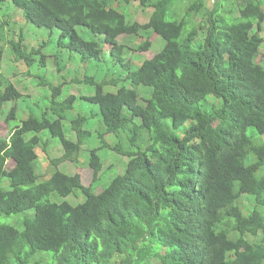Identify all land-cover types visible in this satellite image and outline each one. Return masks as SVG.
<instances>
[{"label": "trees", "instance_id": "1", "mask_svg": "<svg viewBox=\"0 0 264 264\" xmlns=\"http://www.w3.org/2000/svg\"><path fill=\"white\" fill-rule=\"evenodd\" d=\"M11 1L16 11L7 17L20 12L25 22L19 39L10 40L17 67L30 73L39 66V83L51 94L28 102L0 71V116L11 126L8 137L0 136V179L9 182L0 185V217L33 211L21 228L0 221V264H264V139L248 133L264 135V0H216L212 8L196 0L180 20L169 17L175 0ZM136 3L148 9L146 22L121 11ZM226 5L238 15L225 12ZM28 22L58 29L59 46L71 57L78 53L86 69L100 63L102 77L77 73L70 83L93 94L63 97L67 76L56 83L43 76L49 66L67 72L71 60L62 62L61 51L56 62L48 60L51 35L29 50ZM9 24L0 21V64ZM151 32L164 47L133 64L119 37L141 34L146 39L136 47L147 51ZM93 130L100 146L90 150V185L80 173L59 169L38 182L36 148L50 147L45 133L62 143L63 156L50 159L58 167L76 161ZM109 134L128 135V143L111 144ZM102 148L128 158L123 173L110 179L114 168L104 170ZM76 189L84 202L51 200ZM245 197L254 199L253 208Z\"/></svg>", "mask_w": 264, "mask_h": 264}, {"label": "rangeland", "instance_id": "2", "mask_svg": "<svg viewBox=\"0 0 264 264\" xmlns=\"http://www.w3.org/2000/svg\"><path fill=\"white\" fill-rule=\"evenodd\" d=\"M196 0H175L173 6L170 9V18L172 20L181 19L184 16L186 8L193 3ZM216 2V1H215ZM0 4L2 5L0 9V21L5 22L8 21L11 23V25H6V35L5 40L2 43H5L4 48V58L1 61L0 64V71H2L7 77H9L17 86V88L22 91V93L25 96H28V102L31 100L33 102L37 101L39 98L46 96L48 94H51L50 89L48 86H43L42 83H39V66L34 67L30 73L24 72L19 69V66L17 67L18 62L15 61L13 56V51L11 48L10 40L12 39H19L20 36V27L24 26L25 22L23 20L22 14L19 12L15 15V19H11L10 17H7V13L11 12L13 13L16 11V7L13 5L12 1L10 0H0ZM215 4V3H214ZM0 5V6H1ZM18 10V9H17ZM225 12H231L232 16H237L239 12H237L236 9L232 6L226 5L224 7ZM223 10V11H224ZM121 11L125 14H128L129 19L133 21H140V22H146L149 19L148 9L145 7L135 4L132 5V7H129L128 5H124L121 7ZM199 21H201L199 19ZM28 30L25 34V41L27 42V45L29 47V50L32 48H38L40 45L39 39L43 42L44 39H47L49 35L52 37V41L50 43V46L44 49V52L48 56V60L52 62H56V53L61 51L60 59L62 62L70 61L71 64L68 65L67 72H58L56 69H50L49 67L44 68L45 70L42 71L43 76L49 78L52 81L58 82V78L62 76H67L66 81V87H64L63 91V97H68L72 94H75L77 96H80L82 94H93V89H90L87 85H74V87L71 89L72 78L76 76L77 73H79V76L83 78L84 74L88 72L89 75H95L96 77L100 78L103 75H101V72L98 71L99 65L92 66L90 65L88 69H86V64L82 60L81 56L74 52L73 56L71 57V52L65 48L59 46V39H60V33L58 29H55L54 32H51L50 29L47 28H39L35 26L32 23L28 22ZM192 27L190 25L189 29ZM8 29V31H7ZM79 32L84 35L88 39H98L99 36H93L90 34L87 29L84 27L78 28ZM264 32L262 33V35ZM137 35V36H127L122 35L119 37L118 40L120 42L124 43L129 50L126 51V58L132 59V63L135 65L141 64L144 60L149 59L153 57L158 51H160L164 45L165 41L162 37H158V35L154 32L150 33L151 38L150 41L153 42V46L150 50L147 51H139L136 46L140 45V42L145 38V36ZM204 39V34L201 33L197 40L194 43V47L198 48L199 45L202 43ZM64 41H68L67 38H64ZM109 44H105L104 47L107 48ZM264 45V43H263ZM262 45V47H263ZM262 60L264 62V47L261 49L259 60ZM104 62V61H102ZM103 64V63H101ZM140 66V65H139ZM118 71V70H117ZM116 71V73H117ZM61 80L64 82V78L62 77ZM69 87V88H67ZM110 90V88H109ZM117 87L112 89V91H116ZM48 92V93H47ZM27 102H19V107L23 108ZM14 104V103H13ZM8 106V109L10 110L12 105ZM26 107V106H25ZM27 108V107H26ZM99 109L97 106H94L93 113L98 114ZM73 114L68 115V117H72ZM101 119L100 115L95 116L94 120ZM16 120L13 122L14 124H17ZM68 127L71 128L70 120H67L65 123ZM97 125L99 122L97 121ZM102 124V123H101ZM96 130V128H93ZM94 131L92 138L87 141L83 146L82 150L77 156L76 161L67 160L62 162L58 167H56L50 159L54 158H60L64 154V149L62 147V143L59 138L50 137V134H44L43 139L47 140L50 139V147L49 152L46 153L42 149L43 142L38 145L37 152H38V159L36 160V170L38 175V182H42L47 180L52 173H54L57 169L68 173V174H75L76 172L80 173L82 176V180L85 185H90L94 179V169L89 165V156H90V150L94 147L100 146V139L97 137V132ZM11 131V126L9 125V122L7 121V115H1L0 116V136L8 137ZM248 133L254 138L256 142H262V138L264 139V135H261L256 129L250 128L248 130ZM70 138L72 140H76V133L73 131L69 134ZM107 140L114 144V142L120 141L121 139L114 134H109L107 136ZM125 144L128 143V135L127 138L121 140ZM101 158L104 162V170H109L110 168H114L113 172L111 173V178L115 177L116 175L123 173V171L126 169V162L128 161L127 157H124L122 155H119L114 150L109 148H102L99 151ZM14 164L13 160L9 161L8 167H12ZM79 166V167H77ZM0 185H2L4 188H8L9 182L7 179H0ZM102 190V186L98 187V191ZM86 199V196L79 190L76 189L71 195L67 197H61L57 194H53L51 196L52 201H69L70 203L76 205L78 203L84 202ZM245 206L247 208H253L254 207V199L252 197L246 198L245 197ZM264 211V209H263ZM27 214H33V211H26L21 212L19 214H13V215H2L0 217V221L2 223H8L11 225H17L18 227H22L20 220L24 219Z\"/></svg>", "mask_w": 264, "mask_h": 264}, {"label": "crops", "instance_id": "3", "mask_svg": "<svg viewBox=\"0 0 264 264\" xmlns=\"http://www.w3.org/2000/svg\"><path fill=\"white\" fill-rule=\"evenodd\" d=\"M206 2L208 3V5L212 8L214 6V0H206Z\"/></svg>", "mask_w": 264, "mask_h": 264}, {"label": "clouds", "instance_id": "4", "mask_svg": "<svg viewBox=\"0 0 264 264\" xmlns=\"http://www.w3.org/2000/svg\"><path fill=\"white\" fill-rule=\"evenodd\" d=\"M215 1H216V0H214V2H213V3H215ZM139 51H140V50H139ZM142 52H144V51H142Z\"/></svg>", "mask_w": 264, "mask_h": 264}]
</instances>
